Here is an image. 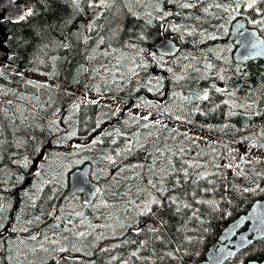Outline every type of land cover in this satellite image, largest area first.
I'll use <instances>...</instances> for the list:
<instances>
[{
  "label": "trees",
  "instance_id": "1",
  "mask_svg": "<svg viewBox=\"0 0 264 264\" xmlns=\"http://www.w3.org/2000/svg\"><path fill=\"white\" fill-rule=\"evenodd\" d=\"M19 1L33 10L32 16L19 22L0 19V27L11 36L4 46L10 56L0 47V71L3 72L0 75V204L4 205L0 213L3 224L0 234L5 235L6 263L198 264L204 261L224 227L247 213L256 200L264 199V147H259L264 144V135H261L264 132V60L235 62V45L228 39L237 18L246 19L248 26L257 28L264 37V25L251 23L264 19V3L257 4L262 10L258 13L243 6L240 0L239 12L231 13L215 5L234 8V0H116L107 10L89 8L88 0H83L80 5L83 11L76 14L70 27L63 28V19L72 12L64 0ZM185 3L192 7H182ZM157 5L172 14L163 16L156 11ZM101 12L103 15L98 16ZM148 13H151V24H147ZM232 15L235 19L228 23ZM93 21L95 28L88 31ZM174 27L179 31H174ZM141 32L146 40L137 38ZM211 36L217 38L211 39ZM101 37L103 44H99ZM163 37L177 42L179 50L175 56H163L154 49ZM62 43L70 47H61ZM148 53H154L156 60ZM207 64L212 68H207ZM13 65L44 79L17 72L11 68ZM130 68L139 74L130 76ZM212 79L226 91L210 89ZM40 84L50 87L34 86ZM93 85L100 88L99 93ZM205 90H209V100L196 99ZM85 96L99 104H81L79 111L73 113L72 106ZM233 97L240 104L252 106L239 110L233 107ZM146 101L159 107H134ZM147 113L157 116L148 121L141 119L139 123L132 119ZM176 116L181 119H175ZM65 117H70L69 122L65 123ZM52 119L60 121L57 134L47 130ZM157 120L160 124L153 123ZM97 121H100L98 127ZM72 132L76 135L64 140L62 147L51 146L56 135ZM102 133L112 135L102 136ZM97 137L103 143L93 146L92 141ZM37 142L52 150L34 151ZM129 142L132 151H123ZM253 144L257 146L252 147ZM77 145L89 147L75 155ZM117 151L123 155L116 156ZM108 154L116 158L117 165L101 159ZM25 157L28 158L26 167ZM40 157L43 159L29 178ZM86 162L92 164L91 177L100 185V195L92 205L86 204L79 194L61 202L68 190L69 173ZM229 164L233 167H226ZM173 165L187 169V183L182 172L168 174ZM118 168L125 170L118 172ZM200 173L208 174L207 179L200 180L197 175ZM162 176L163 184L169 189L177 177L180 179L182 187L169 194L192 204L193 209L199 208L203 225L187 219L191 215L188 209L181 216L166 209L161 214L166 221L163 227L159 226L158 219L135 217L131 207L125 212L128 201L137 203L138 197L149 192L159 195L149 180L157 182ZM257 185L255 192L235 191V188H256ZM204 188L216 190L201 191ZM193 191L196 199L217 201L219 211L210 213L207 205L196 204L187 195ZM105 202L108 206H104ZM37 216L39 221L35 219ZM134 219L139 221L135 227L140 228H144L145 221L153 220L162 241L151 239L153 234L147 228L136 235L133 228L121 227V224L133 223ZM76 222L82 229L76 228ZM35 230H39L40 236L34 240L27 238ZM53 231L55 235L60 233L57 240L69 241L67 251H59V241L51 243L55 240ZM80 232L86 235L80 237ZM186 236L199 237V242L189 244ZM107 240H120V245L117 249H102V243ZM142 241L147 243L141 246ZM177 247L180 252L175 258L162 256ZM133 252L138 255L133 256ZM252 260H264V238L254 241L225 264H248ZM0 264H3L1 259Z\"/></svg>",
  "mask_w": 264,
  "mask_h": 264
},
{
  "label": "snow or ice",
  "instance_id": "2",
  "mask_svg": "<svg viewBox=\"0 0 264 264\" xmlns=\"http://www.w3.org/2000/svg\"><path fill=\"white\" fill-rule=\"evenodd\" d=\"M64 2L69 4L71 6V8H72V12L66 18H64L63 21H62V27L63 28H68V27H70L73 24L76 14L81 13L83 11V9L80 6L81 3L83 2V0H64ZM137 2H139V0H137ZM115 3H116V0H88V7L89 8H102V9L107 10V9H110ZM234 3H235V7L234 8H232L231 6H224V5H221V4H217L215 6L217 8H222L224 12L238 13L240 8H241V6H242L241 3H240V0H234ZM258 3H264V0H243V6H245L248 9H252V10L260 13L262 10L259 7H257ZM181 6L184 7V8L192 7V5H189L187 3H185V4L181 5ZM128 11L131 13V9L130 8L128 9ZM156 11L162 12L163 16H168V15L172 14L170 12L163 11V9H161L159 7V5H157ZM207 11H208V9L205 8V12H207ZM32 15H33V10L32 9H27V10H25V12H23L18 17V22L19 21H23L27 17L32 16ZM97 15L101 16V15H103V13L101 12V13H98ZM133 15H134V13H133ZM147 15L149 16V19L147 20V24H151L152 23L151 13H148ZM262 15H264V13H262ZM233 19H235L234 15L230 16L228 18L227 22L230 23L231 20H233ZM251 23L252 24H262V25H264V19L252 20ZM220 27L224 28V25H221ZM94 28H95V23L93 21V22H91L88 25V31H92V30H94ZM173 30L174 31H179V28L178 27H174ZM117 31H119V28H117ZM237 32L241 36H244L245 28H244L243 24H240L237 27ZM250 35H251V39L250 40H246L244 42V46L246 48L250 47L252 49L258 48L260 46V42L255 39L254 34H250ZM137 38L139 40H146L147 39V37L143 34V32H141L138 35ZM210 38L211 39H216L217 37L216 36H211ZM85 42H87V41H85ZM103 43H104V38L101 37L100 40H99V44H103ZM61 47L69 48L70 45L67 44V43H62ZM104 54L107 55L108 53L105 52ZM148 55L152 56L153 60H156V56H155L154 53H148ZM88 59H92V57L89 56ZM143 66H146V65H137V67H143ZM206 67L210 69V68H212V65L211 64H207ZM84 71H87V69H84ZM169 71H171V69H169ZM128 73H129L130 76H137L139 74L134 68L128 69ZM0 75H3L2 71H0ZM181 78L182 77H177L178 80L181 79ZM220 78L223 79V77H220ZM75 82L78 83L79 81L76 80ZM113 82H115V81H113ZM27 83L34 84L33 81H27ZM148 83L151 84V81H149ZM34 86L42 87V88L50 87L47 84H40V85H34ZM92 87L94 88V90L97 93L100 92V88L98 86L93 85ZM156 89L158 91L160 90V82H159V80L156 82ZM210 89H214L216 92H225L226 91L225 89L217 87L214 83L210 85ZM151 90L152 89L149 88V91H151ZM66 94L67 95H71V93H66ZM185 99H188V98L186 97ZM196 99H198V100H209V90H205L202 95H197ZM9 103H11V102H9ZM89 103H91V104H99V101H95V100L90 101V100L87 99L86 96L83 97V98H78V102L75 103L72 106V112L73 113L78 112L79 109H80L81 104H89ZM225 103H227V101H225ZM251 106L252 105H244V107H248V108H250ZM134 107L153 108V107H159V105H154L151 102H147L146 101V102H144L142 104H135ZM216 107H219V106L217 105ZM233 107H235V105H233ZM196 110L199 111V109H196ZM213 110H215V109H213ZM129 111H131V110H129ZM165 111H167V110L165 109ZM56 114L57 113H55V112L53 113L54 116ZM257 114H259V113H257ZM149 116H150V114H149ZM149 116H143V117L133 116L132 119L134 121H136L137 123H139V121L141 119H143L145 121H148L149 120ZM64 119H65V123H67V122H69L70 117H65ZM175 119L180 120L181 117L180 116H176ZM99 123H100V121L96 122L97 127L99 126ZM153 123L154 124H160V121L157 120V121H154ZM59 125H60V121L59 120L52 119V120H50L48 122L47 130L50 133L57 134V133L60 132ZM147 126L148 125L146 124L145 127H147ZM225 127H227V125H225ZM92 131H95V128H93ZM75 135H76L75 132H72L70 135L66 133L64 136L56 135L55 139L53 141H51L50 144L53 147H62L64 140L70 139L71 136H75ZM101 135L102 136L103 135L111 136L112 133H102ZM261 135H264V132H262ZM101 143H103V140L100 137H97V138L93 139V141H92V145L93 146L96 145V144H101ZM112 143H115V140H113ZM256 146L257 145H255V144L252 145V147H256ZM88 147H89L88 145H84V146L77 145L76 146L77 151L74 154L75 155H79V152L81 150H86ZM141 147H143V145H141ZM259 147H264V144L259 145ZM42 150L51 151L52 149L51 148L45 149L44 145H42L39 142H37V145L34 148V151L41 152ZM123 151H126V152H131L132 151L131 142H129L128 145H126V148ZM157 151L160 152L159 149H157ZM179 151L183 152V149H180ZM72 154L73 153H69V155H72ZM160 154L163 155L162 152ZM121 155H123V152H121V151H117L116 152V156H121ZM149 155H151V154H149ZM42 159H43V157H42ZM101 159L106 160L109 164L117 165L116 158H114L111 154L103 156V157H101ZM76 162L79 163V161H76ZM17 163H19V162H17ZM27 164H28V158L25 157L24 161H23V165L26 167ZM197 166H199V165H189V167H197ZM133 167H135V166H133ZM140 167H143V165H140ZM214 167L219 168L220 166L219 165H214ZM226 167L231 168V167H233V165L229 164ZM236 167H239V166L237 165ZM124 170H125L124 168H118V172H122ZM149 170L151 171V169H149ZM180 172L183 173V176L185 178L184 179V183H187L188 182V178H189V172L187 171L186 168L177 169L175 167V165H173L172 166V171L169 172L168 174L180 173ZM36 175H39V173H36ZM197 175H198V178L200 180H204V179H207V175L208 174L200 173V174H197ZM211 175H218V173H211ZM20 179L23 180L24 177L21 176ZM113 179L114 180L116 179L115 176L113 177ZM163 180H164L163 176L157 182H153L152 180H149V185L151 186V188L155 189V191L157 193H159V195H153L151 192H149L148 193V197L144 201H141L139 204H137L135 201L130 200V201H128L127 206H125V209H124L125 212H127L129 210V207H131V208H133L135 210V213H134L135 217L143 216V217H151L153 219H158L159 226L163 227L166 224V221L163 219L161 214L166 209H170L172 211V214L176 215V216H181V213L183 212V210L188 209V210H190L191 215L188 216L187 219L188 220L195 219V220L199 221V223L201 225H203L204 221L201 220L200 216L198 215V213L200 211L199 208L193 209L192 204L187 203V202H183L179 196L170 195L169 194L170 192L174 191L175 188L182 187L180 179L177 177L174 180L172 189H169L168 187H166L163 184ZM197 182L198 181H193V183H197ZM209 183H213V182L209 181ZM258 188H259V186L257 185L256 188H247V187H245V188H235V191H238L241 194H243V193H248V192H255ZM215 190H216L215 188H212V189H209V188L201 189V191H204V192L215 191ZM225 190L227 191V188ZM115 194L116 193H114V195ZM187 195L192 196V198H193V200L195 201L196 204L207 205L208 206V210H209L210 213L219 211V205H218L217 201L211 200V199L210 200L196 199V193L194 191L190 192V193H187ZM222 199H223V197H222ZM228 202L231 203L230 200ZM104 206H108L107 202H105ZM3 210H4V205L0 204V213H2ZM77 215L79 216V215H82V214L81 213H77ZM35 219L37 221H39L40 217L37 216ZM181 219H183V217H181ZM81 222L83 223V221H81ZM29 223H31V221H29ZM68 223H71V221H69ZM138 223H139L138 219H134L133 223H131V224L124 223V224H121V227L122 228H133V231L135 232V234L136 235H140L141 232L145 231V229L144 228H140V227H135V225L138 224ZM2 228H3V224L0 223V229H2ZM65 230L67 231L68 229L66 228ZM203 230L206 231V229H203ZM13 231H16V229H13ZM178 231H183V229H178ZM193 231H195V230H193ZM147 232L153 234L151 239L161 240L162 241V237L160 235H158L159 227H157L156 225H153L152 227L147 228ZM78 235L80 237H84L86 235V233L80 232V233H78ZM45 239H47V237H45ZM185 240L187 241V243L192 244L194 242H199V237H187L186 236ZM21 242H23V241H21ZM51 243L56 244V243H58V241L52 240ZM125 243H135V241H125ZM146 243H147V241H142L141 242V246H144ZM67 250L68 249L63 248V247H61L59 249V251H61V252H64V251H67ZM45 251H47V249H45ZM179 252H180V247H177V248H175L174 251H169V252L163 253L162 256L175 258V254L179 253ZM132 255L133 256H137L138 253L137 252H133Z\"/></svg>",
  "mask_w": 264,
  "mask_h": 264
},
{
  "label": "water",
  "instance_id": "3",
  "mask_svg": "<svg viewBox=\"0 0 264 264\" xmlns=\"http://www.w3.org/2000/svg\"><path fill=\"white\" fill-rule=\"evenodd\" d=\"M27 10L24 3L19 0H0V19L18 21V17ZM243 24L245 28L244 36L237 32V27ZM260 42V46L256 49L250 47L246 48L244 42L251 39V35ZM10 34L7 30L0 27V47L7 56H10L8 50L4 49L10 39ZM229 40H233L235 49L233 51V59L238 63H248L252 60H264V37L260 31L255 27H250L247 20L244 18H237L231 25ZM154 48L167 56H174L179 50L177 42L170 37H163ZM217 84L215 80L209 84ZM42 158V157H41ZM38 160L35 162L29 176L36 170ZM92 164L86 162L80 167L73 169L69 173V188L62 200H68L75 194H80L83 200L89 204L95 202L96 198L101 192V187L93 181L91 177ZM17 194V191H16ZM15 197V195H14ZM155 225L153 220L145 222L144 226L150 228ZM36 236V233L29 235V238ZM4 235H0V256L5 263V240ZM264 238V199L256 200L247 213L242 214L234 221L230 222L223 230L219 241L214 244L207 253V258L198 264H225L228 260L234 259L237 254L245 250L250 244L256 240ZM120 241H107L102 245L103 248L116 249ZM248 264H264V260H252Z\"/></svg>",
  "mask_w": 264,
  "mask_h": 264
},
{
  "label": "rangeland",
  "instance_id": "4",
  "mask_svg": "<svg viewBox=\"0 0 264 264\" xmlns=\"http://www.w3.org/2000/svg\"><path fill=\"white\" fill-rule=\"evenodd\" d=\"M231 29V28H230ZM230 41H233V40H230ZM157 51V50H156ZM158 52V51H157ZM159 53V52H158ZM159 54H162V53H159ZM163 56H164V54H162ZM165 56H167V55H165ZM175 56V55H174ZM238 63V62H237ZM13 70H15V71H17V72H22V73H24L25 75H27V76H29V77H33V78H36V79H44L43 77H37L36 75H35V73L34 72H32V71H29V70H27V69H24V68H21V67H18V66H15V65H13L12 67H11ZM212 80H214V79H212ZM211 80V81H212ZM215 81H216V79H215ZM163 97V96H162ZM232 104L233 105H235V108H237V109H239V110H247V108L246 107H244V105L245 104H243V103H238L237 102V98H235V97H233V99H232ZM149 114H150V116H149ZM147 116H149V118H155L157 115L155 114V113H147ZM246 152V151H245ZM148 197V194H143V195H141L140 197H138L137 198V204H139L141 201H144L146 198ZM75 226H76V228L77 229H82V227H81V224L79 223V222H76L75 223ZM52 237L55 239L56 238V235H55V231H53L52 232ZM60 243H61V245H64L65 244V242H64V240H62V239H60V240H58Z\"/></svg>",
  "mask_w": 264,
  "mask_h": 264
},
{
  "label": "flooded vegetation",
  "instance_id": "5",
  "mask_svg": "<svg viewBox=\"0 0 264 264\" xmlns=\"http://www.w3.org/2000/svg\"><path fill=\"white\" fill-rule=\"evenodd\" d=\"M35 231H37V232H38V237H39V236H40L39 230H35ZM38 237H37V238H38ZM64 242H65V244H64V245H62V247L67 249V243H68L69 245H70V243H69V241H68V242H66V240H65Z\"/></svg>",
  "mask_w": 264,
  "mask_h": 264
}]
</instances>
